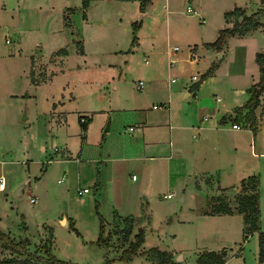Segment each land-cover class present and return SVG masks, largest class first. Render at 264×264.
Returning <instances> with one entry per match:
<instances>
[{"label":"rangeland","instance_id":"1","mask_svg":"<svg viewBox=\"0 0 264 264\" xmlns=\"http://www.w3.org/2000/svg\"><path fill=\"white\" fill-rule=\"evenodd\" d=\"M71 1L72 3L68 6L74 7L75 4H80L81 0ZM203 4L210 14L209 16L204 13L203 26H208L207 37H211L210 33L219 21V9L232 8L235 0H203ZM81 5L75 9L71 17V28L75 32L82 29L84 14ZM108 5L111 11L108 12L110 22L104 24L105 28H101L105 33L104 36H98L92 25H88L84 31L90 41V49L94 48L96 38L105 42L106 45L111 44L110 40L115 34L114 20L118 18L117 14L122 12L112 10L114 8L111 2ZM119 8L122 10L120 6ZM126 8L128 5L124 9ZM65 25L59 0H0V175L5 177L8 184L6 190H0V230L5 232L14 243L23 241L25 238L30 239V237L38 240L36 243L30 239L28 244L19 246L20 254L15 253L13 247H5L0 240V257H45L42 245L50 242L53 245L52 248L50 244V252L60 259L78 264H105L107 257L104 255L105 250L94 241H90L97 238L99 232L100 219L96 211L98 208L99 213L108 219L107 223H104V235L108 233L110 238L111 252L107 257L110 264L114 261L122 264L119 256L128 246V243L122 241L125 216L134 218L131 233H135L133 238L129 237L130 240L135 238V234L142 226L145 229V246L151 248L158 245L164 249H176L179 252L175 260H181L178 257L183 254L186 264H194L195 251L199 247L195 239L196 235L194 236L192 231L194 227L189 229L186 223L177 221L178 217L182 219L189 215L187 209L191 205L189 193L194 192V184L186 181L188 183L186 185L184 179L187 180V178L184 171L177 177L178 182L184 180L181 185L164 179L165 176L170 175L168 172L171 174L174 172L173 162L162 164L161 176L150 171L144 177L143 173L148 166H142L141 163L129 159L104 161L106 160L104 152L94 157V168L93 161L90 160L85 162L88 168L80 169L81 164L74 159L76 156L69 157L68 161L61 155L54 160H49L53 155L50 153L55 150V147L65 141H68L70 147H72L71 143L79 144L84 133L88 135L91 143L96 142L102 132L106 134L107 142L115 143L121 140L126 142L129 134L122 131L134 123L132 118H128V115L119 109L108 111V118L106 116L109 122L112 116L111 131L100 130L99 118L96 119L95 116L89 123L87 121L84 128L79 116L88 114L86 109L100 105L99 103L89 104L91 101L88 102L85 98L87 88L99 85L102 72L100 73V69H96L99 71L95 72L90 66L87 69L82 65L83 58L74 51L70 29H67ZM77 41L81 43V40H74L78 50ZM172 41L180 45V54L186 51L187 45L184 39L175 37ZM65 45L70 50V56L65 61L64 74H58L59 77L54 78V84L43 82L34 88L31 79L43 80L49 73L57 70L52 68L51 64H57L58 61L56 57L50 55L55 49ZM32 56H38V59L31 63ZM145 58H147L145 54L139 52L128 61L129 67L125 69L121 82L123 84L124 81H128L126 85H122L125 90L123 87L119 89V96H126V93L135 91L143 92V94L153 93L149 90L154 87V78L152 79L154 76L145 73L144 70L149 66L145 63ZM221 61L218 59L215 64L219 66ZM206 62L207 60L204 61L202 57L199 62H196V68L194 64L184 62L183 74L190 72L191 68L188 67L190 64L193 69H200ZM31 64L34 66V68L31 67L32 75L29 74ZM80 65H82L81 68ZM206 79L209 80V77ZM139 80L145 83L143 89L136 88ZM67 82L75 92L72 95L76 97L65 98V103L60 107L61 113L50 115L51 98L49 96L55 95V99L63 98L62 89ZM217 82L220 86L207 85L205 92L213 96L212 91H218V94L224 97L223 89L220 88L226 83L225 77L220 75ZM246 90L249 94L248 88ZM101 92L111 96L115 91L112 89V84H109L101 86ZM34 94L38 98L37 107L33 102ZM68 94L65 97H68ZM227 97L231 99L232 95L229 93ZM152 102L155 103V99ZM261 111V107L256 109L259 120ZM217 117H225L223 124L227 127L235 120L236 115L234 113L232 117H229L226 111L221 110ZM239 120L238 123L242 127L250 124L245 119ZM261 126L264 129V117ZM91 155L93 154L89 149L86 156L82 157L90 158ZM263 160L264 158L260 157L259 162L256 161L255 169H261L264 166ZM152 170L155 171V168ZM91 173L95 176L96 185L90 180ZM133 174L138 176V179H134ZM37 175L41 177L39 182L35 179ZM63 175H66V178L58 182ZM83 187H88L90 191L79 193ZM168 193L172 194V198L166 197ZM185 193H188L187 200L182 202L180 197ZM31 197L36 200L31 202ZM260 197L262 229H264V170ZM205 198V193L197 191L196 200L199 205H206ZM115 210L123 215H119ZM64 216L73 220L85 239H81L79 234L70 228V223L67 227L63 225L60 218ZM51 227L55 242H51L50 239ZM241 243L234 247H239ZM82 244H86L85 248ZM242 244L243 247L238 253V249L234 248L232 252L234 255L228 264H259L256 234L251 235ZM30 264H41V262L30 258ZM129 264L144 263L136 260Z\"/></svg>","mask_w":264,"mask_h":264},{"label":"crops","instance_id":"2","mask_svg":"<svg viewBox=\"0 0 264 264\" xmlns=\"http://www.w3.org/2000/svg\"><path fill=\"white\" fill-rule=\"evenodd\" d=\"M109 2L113 4L114 9L112 10L122 12L118 13V18L114 20L115 34L110 40L111 44L106 45L105 42L103 43L96 38L94 48L90 49V41L84 31L88 25H92L98 36H104L105 33L101 28H105L104 24L110 22ZM70 3H72L71 0H59V5L63 9L64 25L66 24L65 15H68L69 18V24L65 26L70 29L74 51L83 58L82 65L85 68L89 69L88 66H90L95 72L99 71L96 69H100V73L102 72L99 85H92L93 87L87 88L85 96L88 102L91 101L89 104L96 105L99 103L100 105L86 109L89 113L81 114L79 120L81 116H87L89 123L95 116L96 119L99 118L100 130L105 129L108 132L112 127V116H110L111 122L107 121L108 111L120 109L128 115V118H132L134 123L130 125L133 127L132 129L128 126L122 131L129 134L126 142L122 140L115 143L107 142L106 134L100 131L102 133L99 139L91 143L88 140V135L84 133L79 144L78 142L75 145L71 143L72 147H70L68 141H65L55 147V150L50 153L53 155L50 156L49 160H54L61 155L68 161L69 157L76 156L74 159L81 164L80 169L88 168L85 162L90 160L93 161L94 168V157L98 153L104 152L106 156L104 161L111 160L113 162V160L129 159L141 163L142 166H148L143 173L144 177L150 171H153L157 176H161L162 170L160 168L162 164L173 162L174 172L172 174L168 172L170 175L165 176L164 179L177 185H181L184 180L194 184V192L190 191L189 193L191 201V205L187 208L189 215L186 218H177L178 223H186L189 229L194 227L192 231L194 236L196 235L195 239L199 246L195 251L194 264H196L199 254L207 250H226L227 256L224 264H228L232 255H234L232 253L234 248L238 249V253L240 248L243 247L242 243L253 234L257 236L259 264H264V260L262 262L260 260L258 232L251 233L247 239L243 238V214L237 211L213 214L210 213L209 204V200L213 195L224 193L229 198H233L234 194L239 191L238 185L241 179L256 174L259 177V228L264 231L262 229L260 197L264 166L261 169H255L254 166L256 161L259 162L260 157L264 158V129L261 126L264 117V91L261 93L260 101L254 110L258 130L253 131L249 126L250 124L240 129L232 126L233 123H238L239 119H245L248 108L244 107L241 111H237L235 108L243 106L248 101L249 94L246 89H249L252 84L259 80V67L255 61V55L257 52L264 50V29L261 27L245 35L229 36L220 51L207 48L204 45L205 42L215 40L221 28L230 25L224 17L225 11L240 6L247 14H250L261 6V1L235 0L232 8L219 9V21L211 31V37H207L208 26H203L205 22L204 15L210 16L204 7L203 0H151L144 11L140 10L139 0H92L86 10V15L83 17L82 29L78 32L71 28V17L75 9L81 5V1L80 4H75L74 7L68 6ZM127 5L128 8L124 9ZM69 8L72 11H69ZM134 23H137V41L135 45H132ZM175 37L186 41V51L181 52V54L179 52L181 50L180 45L172 41ZM74 40H81L82 53L77 50ZM175 46L178 48L175 49ZM61 48H65L66 52L59 53L58 50ZM139 52L144 53L147 57L144 61L149 66L144 70L145 73L154 76L152 77V79L154 78V87L149 90L153 93L143 94V92L135 91L126 93V96H119V89L123 87V90H125L122 85H126L128 81H124L123 84L121 82L125 69L129 67L127 63ZM220 52L222 53L221 57L219 56ZM50 56L56 57L58 63L51 64V67L57 70L49 73L43 80L31 79L34 88L43 82L54 84V78L59 77L58 74H64V64L70 56V50L67 45L61 46L55 49ZM191 57H194V59H191ZM202 57L207 62L200 69H195L197 67L196 62H199ZM36 59H38V56H32L31 63ZM218 59L222 60L219 66L216 65V68H218L208 76L209 80L206 79L208 77L203 79V74ZM184 62L195 65L194 69L191 64L188 66L191 70L186 75L183 74L185 71ZM82 65H80V68ZM31 67L34 68V66L30 65L29 74L31 73ZM220 75H223L226 80V83L220 88L223 89L224 97L219 95L218 91H212L214 93L211 96V93L205 92V87L207 85L220 86V83L217 82ZM201 77L202 80L198 89H193L192 86ZM35 78L37 79V77ZM109 84H112V89L115 91L111 96L101 92V86ZM71 88L69 82H67L63 85V98L55 99V95L49 96L51 98L49 101L50 115L61 113L60 107L65 103V98L76 97V95H72L75 92ZM136 88L143 89L144 86L140 87L137 83ZM229 93L232 95L231 99L227 97ZM67 94L69 96L65 97ZM153 99H155V103L152 102ZM33 102L34 106L37 107L38 98L35 94ZM259 107L262 108L259 115L260 120L256 113V109ZM221 110L226 111L229 117H232L235 113V120L230 126L226 127L223 124L225 117H217ZM59 123H61L60 120ZM89 149H91L93 155H91V159L89 157L84 159L82 156L85 157ZM153 168H155V171L152 170ZM182 171L185 172L187 180L184 179L182 182H178L177 177ZM173 174L175 175L173 176ZM65 178L66 175H63L62 178L58 179V182H62ZM35 179L39 182L41 180L40 175L35 176ZM134 179H138V176ZM90 180L96 185L97 181L92 173ZM7 185L6 181L3 190H6ZM89 191L90 189L87 193ZM197 191L205 193L206 205H199L198 200H196ZM187 196L188 193L181 195L180 201H186ZM166 197H168L167 194ZM115 212L123 215L117 210ZM103 219L104 223H107L108 219L104 217ZM60 221L66 227L68 223H74L67 216L60 218ZM141 228L143 227L141 226ZM50 229L52 230L51 240L55 242L52 227ZM99 232L97 238L90 240L94 241L96 245H99L97 243ZM79 233V237L85 239L80 231ZM133 233H131V238H133ZM240 237L242 243L239 241ZM238 243H241L240 246L234 247ZM85 246L86 244H82V247L85 248ZM101 247L105 250L104 255L109 257L110 246ZM155 247L171 252L173 254L172 259L177 264H186L183 254L178 257L181 260H175L179 252L176 249H164L158 245ZM149 248L145 246L144 235V241L139 247L138 253L132 255L128 264L136 260L144 264H153L154 262L149 260L144 253ZM113 264H120V262L114 261Z\"/></svg>","mask_w":264,"mask_h":264},{"label":"trees","instance_id":"3","mask_svg":"<svg viewBox=\"0 0 264 264\" xmlns=\"http://www.w3.org/2000/svg\"><path fill=\"white\" fill-rule=\"evenodd\" d=\"M92 0H81V7L83 9L84 16L86 15V9L88 8L90 2ZM140 1V10L144 11L146 5L151 0H139ZM261 1V6L257 8L254 12L247 14L245 10L240 6H235L230 10L225 11L224 17L227 22L230 23L229 26L221 28L219 30L218 36L215 40L211 42H205L204 45L207 48L216 49L220 51L223 48V45L226 43V40L229 36L232 35H245L250 33L251 31L263 28L264 29V0ZM69 11H72L69 8ZM66 24H69L68 15H65ZM137 23H134L133 29V38L132 45H135L137 41L136 36ZM79 44V45H78ZM77 45L79 46V52H83L82 44L77 41ZM59 53H65L66 49L61 48L58 50ZM255 61L259 67V80L251 85L248 89L250 97L248 101L243 106H237L235 109L237 111H241L244 107L248 108V113L245 117L246 121L250 123L253 131L256 130V115L255 108L257 107L260 101V95L264 91V50L259 51L255 55ZM216 64H212L210 68L207 70L205 74H203V78L211 75L215 70ZM31 71V75H32ZM194 83L192 86L193 89H198L200 85V81ZM88 121V120H87ZM87 121L82 123L84 128L86 127ZM239 191L234 194L233 198H229L227 194H218L211 196L209 200L210 204V213L219 214V213H233L235 211L243 214L244 218V228L243 233L244 239H247L248 236L257 231L259 236V245H260V260L263 261L264 255V231L259 228V219H260V209H259V177L256 174L249 175L245 178H242L239 182ZM98 206L96 205V208ZM97 214L100 219V232L97 239V243L100 246H109L110 238L109 234L104 235V219L103 216L99 213L98 208L96 209ZM123 232H122V241L123 243H128V246L122 251L119 256V260L122 264H127L131 259L132 255L138 253V249L144 241V229L139 228L138 232L135 234L134 240H130V234L134 226V218L132 216H125L123 218ZM70 228L74 230L77 234H80L77 228L74 226V223H70ZM52 238V237H51ZM50 238V239H51ZM0 240L3 241V245L5 247H10L15 250V253H19V246L26 245L30 242L29 238H25L23 241H18V243H14L10 237L0 230ZM52 242V240H51ZM43 244V250L46 256H35V257H27V258H18V257H10V258H1L0 264H30V258H34L37 261H40L41 264H78L75 262H69L63 259L56 257L54 254L50 252V242H45ZM14 244V245H13ZM52 245V244H51ZM146 257L149 260L153 261V264H177V262L173 261V254L166 250H161L158 247H151L144 251ZM20 254V253H19ZM227 252L226 250L215 251V250H207L203 251L199 254L196 264H224L226 261ZM44 257V258H43ZM112 261V260H111ZM110 260L106 257L105 264H110Z\"/></svg>","mask_w":264,"mask_h":264},{"label":"built area","instance_id":"4","mask_svg":"<svg viewBox=\"0 0 264 264\" xmlns=\"http://www.w3.org/2000/svg\"><path fill=\"white\" fill-rule=\"evenodd\" d=\"M177 48H178V47L175 46V49H177ZM146 62H147V60H146ZM138 85H139L140 87H143V86H144V81H143V80H139V81H138ZM86 121H87V117H86V116H81V117H80V122L85 123ZM232 126H233L234 128H236V129H240V128H242L241 124H240V123H237V122H236V123H233ZM132 128H133V127L130 126V129H132ZM132 177L135 178L136 175L133 174ZM5 184H6L5 178H4L2 175H0V190H3V189H4ZM88 190H89L88 187H84V188H82V189L79 190V193L87 192ZM167 196H168V197H171L172 194H171V193H168ZM30 200H31V202H34L36 199H35L34 197H31Z\"/></svg>","mask_w":264,"mask_h":264},{"label":"water","instance_id":"5","mask_svg":"<svg viewBox=\"0 0 264 264\" xmlns=\"http://www.w3.org/2000/svg\"><path fill=\"white\" fill-rule=\"evenodd\" d=\"M219 56L221 57L222 56V53L220 52L219 53ZM32 240H34V242H38V240L36 239V238H34V237H30ZM263 260H264V255H263Z\"/></svg>","mask_w":264,"mask_h":264}]
</instances>
